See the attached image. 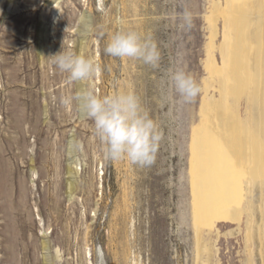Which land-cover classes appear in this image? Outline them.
<instances>
[{
	"label": "rangeland",
	"instance_id": "rangeland-1",
	"mask_svg": "<svg viewBox=\"0 0 264 264\" xmlns=\"http://www.w3.org/2000/svg\"><path fill=\"white\" fill-rule=\"evenodd\" d=\"M51 1L12 0L7 16L0 1V264H43V241L48 264H195L190 145L207 77V0H58L55 14ZM121 30L150 35L158 67L107 54ZM61 49L93 60L99 75L70 81L49 58ZM178 61L200 86L190 102L167 86ZM78 83L100 96L136 93L162 134L151 164L104 157L92 122L61 102ZM216 245L219 264H241L239 240Z\"/></svg>",
	"mask_w": 264,
	"mask_h": 264
},
{
	"label": "bare ground",
	"instance_id": "bare-ground-1",
	"mask_svg": "<svg viewBox=\"0 0 264 264\" xmlns=\"http://www.w3.org/2000/svg\"><path fill=\"white\" fill-rule=\"evenodd\" d=\"M207 4V77L190 145L195 264H219L221 237L241 242V264H264V0ZM50 6L55 14L58 0ZM78 21L77 30L88 32L87 17ZM219 224L229 225L227 231ZM42 250L48 264L46 241Z\"/></svg>",
	"mask_w": 264,
	"mask_h": 264
},
{
	"label": "clouds",
	"instance_id": "clouds-1",
	"mask_svg": "<svg viewBox=\"0 0 264 264\" xmlns=\"http://www.w3.org/2000/svg\"><path fill=\"white\" fill-rule=\"evenodd\" d=\"M176 16L182 29L191 27L190 11L182 9ZM105 52L113 57L138 59L152 67H158L161 58L155 40L134 30L114 32ZM49 58L73 82L87 81L100 73L99 65L93 60L73 51L61 49ZM167 86L184 102H190L200 90L198 82L180 66L179 61L168 72ZM61 102L74 105L83 117L92 122L93 133L103 145L105 158L113 161L127 159L139 165L154 161L162 134L134 91L100 96L93 90L84 89L73 96L63 97Z\"/></svg>",
	"mask_w": 264,
	"mask_h": 264
}]
</instances>
